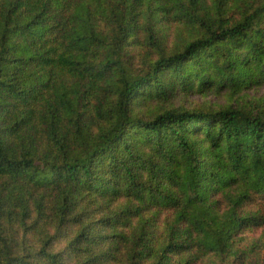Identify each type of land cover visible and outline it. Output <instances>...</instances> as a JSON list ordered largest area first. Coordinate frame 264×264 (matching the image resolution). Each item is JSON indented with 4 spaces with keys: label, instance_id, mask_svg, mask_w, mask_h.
<instances>
[{
    "label": "trees",
    "instance_id": "1",
    "mask_svg": "<svg viewBox=\"0 0 264 264\" xmlns=\"http://www.w3.org/2000/svg\"><path fill=\"white\" fill-rule=\"evenodd\" d=\"M260 88L264 0H0V264H264Z\"/></svg>",
    "mask_w": 264,
    "mask_h": 264
},
{
    "label": "rangeland",
    "instance_id": "2",
    "mask_svg": "<svg viewBox=\"0 0 264 264\" xmlns=\"http://www.w3.org/2000/svg\"><path fill=\"white\" fill-rule=\"evenodd\" d=\"M155 26L159 40H162V42H164L165 51H170L172 48L175 47L176 44L186 41L187 39H189L191 34L190 25L184 22L181 23L179 21H175L173 19L165 18L163 20H160V22H158V24H155ZM137 39V42L133 43V45L129 48V54H131L130 67H132L133 70L141 68L140 64H142V60L147 61L148 59H150V61H152L156 58L155 51H145V48L143 46L144 34H142V31L141 33L139 32V36ZM263 94L264 88H260L257 91H246L244 95H248L250 97L254 95L261 97ZM229 97L223 92L199 94L192 91L190 94H179L178 96H176L174 100L171 101V106L184 107L188 109H217L220 106L233 102V100ZM237 99L238 97H234V100ZM145 113H147V110L145 111ZM261 233L262 232L260 230H256L253 233L248 234V237L250 238V240L258 239L261 236ZM261 256L263 259L264 251H262ZM235 264L240 263L237 262Z\"/></svg>",
    "mask_w": 264,
    "mask_h": 264
}]
</instances>
